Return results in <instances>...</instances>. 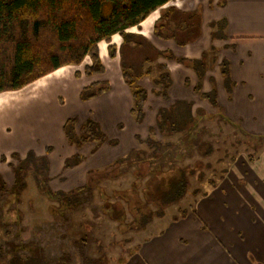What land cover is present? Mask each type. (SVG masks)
I'll return each mask as SVG.
<instances>
[{
	"label": "rangeland",
	"instance_id": "rangeland-1",
	"mask_svg": "<svg viewBox=\"0 0 264 264\" xmlns=\"http://www.w3.org/2000/svg\"><path fill=\"white\" fill-rule=\"evenodd\" d=\"M213 49L211 47L209 52ZM142 54L137 52V55L133 56L138 61L142 58ZM89 58L92 64V59ZM205 58L203 57L202 61L207 62ZM196 73L199 77L197 85L202 88L205 73L201 77L197 71ZM155 77L158 79L159 76ZM65 85L68 86L67 83ZM19 90L2 92L5 93L3 96H7L5 99L17 102L4 118L35 117L30 114L31 110L24 106L25 92L28 90H25V87ZM82 90L79 94L80 107L73 102L75 100L73 94L63 93L56 99L57 107H53V112L60 115L59 118H75L77 121L78 118H85L86 114H91L87 119L94 118L93 120L106 136L103 141L96 139L94 142L86 143V145L90 143L88 148L94 147L91 149V155L87 157L80 151L83 144L80 146L69 143L64 128L68 120L66 119L62 126L64 142L79 148L78 152L69 155L67 146L64 148L60 144L62 138L32 136L30 144L32 147L40 148L41 154H39L33 149H27L28 140L23 144L24 138H16V140L12 139L15 146L14 143L4 144L2 149H17L18 144L20 149L24 148L27 151L13 150L7 154L3 152L0 155V164L10 175L9 170H12L13 182L7 184L9 187L14 184L15 176L13 167L8 162L18 164L29 151L47 156L52 177L50 186L54 191L69 193L78 190L89 182L88 176L92 172L100 171L103 177L99 174L94 175L93 180L88 184L89 188L78 193L81 197L78 202L73 199L72 202L76 205L70 207L67 200L60 202L44 195L38 189L35 177L32 174L28 175L27 186L18 200L12 196H4L0 199V206L4 208L1 214L4 222L0 219L2 223L0 224V264H38L39 261V264H125L138 252L144 241L159 234L167 226L171 228L166 231L168 239L169 236L175 237L176 234L185 237L182 231L189 229L191 232L195 229L194 231L200 233L208 232L216 239L225 235L224 238L233 249L238 244L234 237L238 233L237 229L246 234L253 229L263 233L264 200L261 199V195L264 190L259 191L254 186L256 184L254 176L263 178L260 175L263 174L264 157L260 158V155L264 152V134L245 131L240 122H233L228 118L224 120L222 116L216 115L217 105L210 101L215 92H211L208 98H205L214 106L215 115L207 114L202 108L197 109L194 116H190L193 118L191 122L186 124L178 121L182 130L172 133H161L157 125L150 127L149 133L144 138L139 136L135 138L137 147L124 155L117 156L110 164L89 167L90 157L96 150L107 147L118 152L116 149L121 151L127 147L131 141L128 137L130 127L127 122L118 121L111 124L107 120V124L105 118L100 119L101 107L91 106L92 104L89 106L87 101L92 98L83 99ZM71 102L74 104L70 105ZM83 108L86 110L83 111ZM213 108L210 111L213 112ZM38 115L42 117L43 113ZM131 115L129 112L123 118H134ZM182 115H186L184 110ZM70 125L72 126V123ZM7 129L9 130V127ZM186 130L189 132L187 133ZM149 137L164 144L175 145L162 148L160 153L158 150L157 153L161 154L158 158L156 150L151 149L146 142ZM189 137L194 139L195 144L189 142ZM8 139L10 138L4 141ZM180 139L183 140L182 143L179 142ZM49 147L52 150L47 153ZM209 148H212V153L205 155ZM15 152L19 154L16 158L12 156ZM250 155L255 159L251 160ZM3 156L8 159L7 163H1ZM126 156L128 159L120 163ZM66 161L71 165L66 167ZM256 161H259L257 166H255ZM81 163L83 169L85 168V174L81 175L79 181H75L74 177L78 175L81 165L78 168L74 167ZM201 172L204 175L202 178ZM0 174L6 182L9 175L1 171ZM183 174L189 180V193L179 203L164 208L163 216H158L156 213L159 212L160 206L153 200L157 188L168 187L170 183L181 179ZM250 175L253 177L251 178ZM212 179L217 182L216 187L211 185ZM196 189L200 190L198 195L194 194ZM205 192L208 193L203 195ZM256 199L259 202H255ZM182 209H189V216L192 215L184 224L177 222L181 219L174 220L175 217L181 216ZM193 209L195 212L191 213ZM198 234H189V241H194ZM245 241H248V237ZM258 250V254L251 251V256L260 264L263 252L260 248ZM33 253L34 255L41 253L45 256L42 259L41 255V259H37L38 262L34 263L35 261L27 258ZM242 253L244 255L245 250H242ZM15 256H19L20 259H16ZM12 258L15 263L10 262ZM130 264H135V261Z\"/></svg>",
	"mask_w": 264,
	"mask_h": 264
},
{
	"label": "crops",
	"instance_id": "crops-1",
	"mask_svg": "<svg viewBox=\"0 0 264 264\" xmlns=\"http://www.w3.org/2000/svg\"><path fill=\"white\" fill-rule=\"evenodd\" d=\"M222 21H226L221 32L223 37L215 38L213 24ZM157 26L158 31L155 30ZM192 31L195 35L193 39L189 37ZM127 32L143 37L156 51H169L176 58L202 59L208 52L205 56L207 67L201 92L196 91L199 77L192 67L154 53L150 55L153 61L146 62L143 69L145 72L152 68V74L144 75L138 80L139 85L147 92L143 122L138 124L134 118H123L129 112L131 114L133 96L123 76L120 52L123 37L115 34L110 42L99 43L100 58L105 66L104 73L87 75L85 66L90 65L91 60L86 57L80 65L61 67L25 87L28 91L25 92L24 106L31 110L30 114H33L34 118H4L17 102L5 99L7 96L3 95L7 92L0 94V155L3 152L11 153L13 150L26 152L27 149H33L41 154L40 148L32 147L30 144L33 137L41 136L62 138L60 144L64 148L67 146L69 155L78 152L79 148L64 142L62 126L68 118H59L60 115L53 112V107H57L56 99L63 93L73 94L75 98L73 102L80 107L79 94L82 88L99 81L108 82L110 89L87 101L89 106L91 104V106H100L99 118H105L106 123L107 120L111 124L118 121L129 123L128 137L131 141L123 150L116 149L118 152L107 147L96 150L90 157L89 167L110 164L117 156L124 155L137 147L135 138L138 136L144 138L149 133V128L157 125L158 114L162 109H170L180 103L185 107L191 106V116H194L195 110L200 108L207 114L215 115L214 106L201 96L202 93L215 92L218 108L216 115L222 116L223 119H231L233 122H240V125L251 133L264 134V0H172L151 13L138 26L129 28ZM159 33H163L164 36ZM110 44L117 47L114 57H111L108 51ZM211 47L215 49L209 52ZM225 63L228 66V74L222 72ZM162 66L166 67V71L171 76L167 98L160 95L161 86L152 80L156 75L160 76L164 73ZM227 75L230 79V88L225 84ZM66 83L69 87L65 85ZM74 103L71 102L70 105ZM212 108L213 112L210 111ZM84 110L86 109L83 108ZM39 113H43V116L40 117ZM90 115L86 114L85 118H78L77 130ZM6 138L10 139L4 141ZM16 138H24L23 144L28 140L27 149H20L18 144L17 149H2L4 144H13L12 139L16 140ZM89 144L83 145L80 150L87 157L94 148H88ZM13 145L15 146V143ZM262 157L264 152L260 155V158ZM258 162L256 161L255 166ZM78 167H80L79 173L75 175V181H79L85 172L82 163L74 168ZM0 171L9 175L6 182L12 184V170H9L10 175L0 164ZM260 176L263 178L254 176L256 181L254 186L259 191L264 190V167ZM261 199L264 200V191ZM255 202L259 201L256 199ZM190 217L192 215L177 222L184 224ZM253 220L255 221V218ZM170 229L167 226L159 234L144 241L138 252L125 264L133 261L135 264H258L257 259L252 258L251 254L252 252L258 254L259 248L263 252L260 264H264V231L262 233L253 229L246 234L237 229L238 233L234 237L238 244L233 249L224 238L225 235L216 239L208 232L200 233L194 231L195 229L189 232L187 229L182 231L185 237L176 234L175 237L169 236L168 239L166 231ZM195 233L202 236L198 234L194 241H189V234ZM247 237L248 241H245ZM242 250H245L244 255Z\"/></svg>",
	"mask_w": 264,
	"mask_h": 264
},
{
	"label": "trees",
	"instance_id": "trees-1",
	"mask_svg": "<svg viewBox=\"0 0 264 264\" xmlns=\"http://www.w3.org/2000/svg\"><path fill=\"white\" fill-rule=\"evenodd\" d=\"M170 1L172 0H0V93L22 89L61 67L79 65L87 56L91 57L92 64L85 67V73L87 75L104 73L105 66L100 58L98 44L101 41L110 42L113 35L120 34L123 37V43L120 48L123 76L129 84L133 96L131 114L137 123H141L145 116L144 108L147 92L139 85L138 80L144 75L152 74V68L143 72L145 63L153 61L150 57L151 54L155 53L157 56L174 59L192 67L198 72L200 77L204 74L207 67L202 59L176 58L169 51H156L143 37L127 32L129 28L138 26L151 13ZM225 24L226 21L213 24V27H215L213 37H223L221 32H223ZM155 30L158 31V26ZM160 35L164 36L163 33ZM189 37L192 39L195 37L193 31ZM108 51L110 56L114 57L117 47L110 44ZM137 52L143 53L142 58L138 59V61L134 57ZM162 68L165 70L164 73L158 79L156 77L154 81L161 86L160 95L167 98L168 89L171 85V76L166 71L165 66H162ZM222 72L228 74L226 63ZM228 76L225 84L230 88ZM109 89L110 84L108 82H94L83 88L82 98H93ZM200 90L201 88L197 86L196 91L200 92ZM209 94L202 93L201 96L208 98ZM215 96L216 94L214 93L210 101L217 105ZM183 110L187 116L182 115ZM190 116V105L185 107L184 104L179 103V105H174L170 109H162L158 114L157 128L163 134L181 131L179 124L191 122L193 118H190ZM178 121L181 122L178 123ZM70 123H72V126ZM76 124L77 120L70 118L64 126L69 143L81 146L89 141L94 142L96 139L101 141L106 139L104 132L95 120L87 119L78 130L76 129ZM186 131L187 133L189 132L188 130ZM182 141V139L179 140L180 143ZM146 142L151 149L156 150L158 158L161 155L159 153L162 148L165 149L175 145L173 143L164 144L155 141L151 137ZM189 142L195 144L194 139L190 137ZM51 150L50 147L47 148V153ZM158 150L159 153H157ZM211 153L212 148H209L205 155H210ZM17 155H19L17 152L12 153L15 158ZM249 157L251 160L255 159L253 155ZM126 159H128V156L122 158L120 163L126 161ZM233 160L234 158H232ZM3 162H8L5 156L1 158V163ZM8 163L13 167L15 181L9 187L0 174V199L4 196H12L15 200H18L21 192L27 186L28 175L32 174L35 177L38 189L44 195L60 202L67 200L69 206L74 207L76 204L72 202L73 199L78 202L79 197H81L78 193L89 188L88 184L93 180V176L99 174V176L103 177V173L100 171L89 173V182L86 185H83L78 190L65 193L51 189L50 181L52 177L49 160L46 155H38L34 151H29L24 158L19 160L18 164ZM69 165H71L70 162L66 161L65 166ZM200 176L201 178L204 177L203 172H201ZM210 181L211 185L216 187L217 182L214 179ZM188 193L189 180L185 177V174H183L181 179L170 183L168 187H158L157 194L153 197V200L159 204L160 210L155 213L158 216H163L165 214L164 208L179 203ZM199 193V189L194 192L195 195ZM207 193L205 192L203 195ZM3 209L0 206V215L3 213ZM193 210L191 213L195 212V209ZM150 212L154 214L152 210ZM181 212L180 217L174 218L175 221L190 214L189 209H182ZM2 216H0V219L1 222H4ZM1 222L0 224H2ZM41 255L43 259L45 254L41 253H36V255L33 253L27 258L36 263L38 262L37 259H41ZM15 257L20 259L19 256ZM10 262H14L13 258Z\"/></svg>",
	"mask_w": 264,
	"mask_h": 264
}]
</instances>
